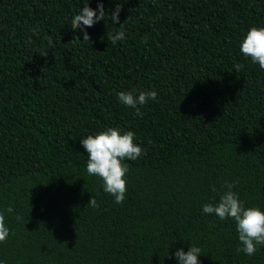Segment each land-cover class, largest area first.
<instances>
[{
    "label": "trees",
    "instance_id": "16d2710c",
    "mask_svg": "<svg viewBox=\"0 0 264 264\" xmlns=\"http://www.w3.org/2000/svg\"><path fill=\"white\" fill-rule=\"evenodd\" d=\"M87 2L0 0V264H177L190 245L200 264H264V246L237 252L235 222L202 212L225 182L264 211V70L239 48L264 0H102L90 45L71 30ZM152 90L142 118L117 96ZM108 127L144 150L124 161L121 204L80 143Z\"/></svg>",
    "mask_w": 264,
    "mask_h": 264
},
{
    "label": "clouds",
    "instance_id": "9594fccd",
    "mask_svg": "<svg viewBox=\"0 0 264 264\" xmlns=\"http://www.w3.org/2000/svg\"><path fill=\"white\" fill-rule=\"evenodd\" d=\"M126 2V0H124ZM87 3L81 7L78 14L74 15L71 20V30L75 33L77 30L83 33V40L90 45L91 40L86 28L94 26L100 21H105V8L102 0H98L97 8L92 9ZM122 10V4L117 3L114 10L111 11V21L114 24L120 23L119 14ZM34 34H38V28L32 29ZM108 39L112 44L125 39L123 30L109 34ZM80 40L78 36H73L72 41ZM146 42V41H145ZM240 52L251 62L258 64L261 70H264V27H252L247 32L239 45ZM43 56L48 53L39 52ZM244 65L237 63L234 65L235 72L243 69ZM157 92L140 91L138 95L135 91H120L117 93L118 100L123 105L135 109V115L143 117L140 107L147 104L150 100H157ZM135 133L133 131L121 132L119 128L108 127L94 135H88L80 140L83 148L87 153L86 171L89 176H97L102 181L103 191L114 197L115 203L121 204L125 200L127 192L126 175L129 171L125 160L135 161L144 154L143 148L134 143ZM225 191L219 194L218 203H207L202 206L204 214H214L220 220L231 219L235 222L238 232V240L242 247L237 248V252L243 251L248 256L255 255L258 246H264V211L258 207H245L239 199L238 193L233 191L235 185L225 182ZM215 193L217 189L212 186ZM87 206L97 208L94 197H91ZM11 213L12 207L6 209ZM20 219V217H17ZM10 234V229L5 224V217L0 213V243L6 242ZM168 255V254H167ZM201 249L197 246L190 245L185 252L183 248L175 251L174 257L177 264H200L199 257Z\"/></svg>",
    "mask_w": 264,
    "mask_h": 264
}]
</instances>
